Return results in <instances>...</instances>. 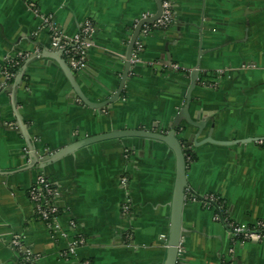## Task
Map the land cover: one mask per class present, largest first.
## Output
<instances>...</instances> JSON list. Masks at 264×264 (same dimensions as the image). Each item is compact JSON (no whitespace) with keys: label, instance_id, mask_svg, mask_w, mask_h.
<instances>
[{"label":"crops","instance_id":"crops-1","mask_svg":"<svg viewBox=\"0 0 264 264\" xmlns=\"http://www.w3.org/2000/svg\"><path fill=\"white\" fill-rule=\"evenodd\" d=\"M168 1L173 26L145 38L143 62L132 70L122 98L99 112L72 94L50 59L27 66L14 100L15 79L3 86L8 58L23 53L26 61L54 51L31 5L52 15L69 38L92 23L80 82L95 102L117 90L133 31L144 16L155 15L156 0H0V264H20L10 246L14 236L24 238L37 264H164L175 183V158L164 144L109 141L45 167L32 155L42 159L115 130L157 125L166 131L186 102L181 91L189 79L178 73L194 70L199 81L191 113L215 114L217 141H253L190 149L187 177L196 197L189 195L185 204L179 264H264V242L235 241L216 219L245 228L264 222V0ZM196 132L189 128L186 139ZM39 175L60 193L63 228L73 221L84 238L75 260L59 257L68 240L49 231L28 199ZM210 196L216 199L211 204Z\"/></svg>","mask_w":264,"mask_h":264},{"label":"water","instance_id":"water-1","mask_svg":"<svg viewBox=\"0 0 264 264\" xmlns=\"http://www.w3.org/2000/svg\"><path fill=\"white\" fill-rule=\"evenodd\" d=\"M157 12L155 15L148 19H142L133 31V35L127 46V51L124 58V70L120 78L119 86L113 95L103 99L102 101H91L84 93L81 87L82 73L75 74L66 62L62 51H43L31 55L19 69L14 81L12 98L14 100L16 94V88L22 81L27 66L37 59H50L55 61L60 67L62 73L66 77L72 89V94L86 107L95 111H103L104 109L112 108L113 104L119 101L125 89V86L129 80L130 74L134 69L131 64L135 44L141 35V31L144 25L153 24L158 21L163 13L162 0H156ZM184 79H189V83L185 91H181V96L185 99V104L177 110L174 119L172 120L166 131H161L157 125H154L153 129H125L115 130L107 133H101L94 136H89L83 139H79L65 147L49 152L42 159H39L33 152L34 163L39 167H45L49 164L55 163L60 159L73 155L77 151L96 144L109 142V141H121L127 139H141L151 140L164 144L174 155L175 158V183L173 188V195L171 200V214H170V227L167 236V253L164 264H179L180 251L182 244L183 228V214L188 196L196 197L195 193L190 189L188 181V168H189V151L194 146L204 145L211 143L215 145L230 146L238 143L252 142L237 141V142H223L213 139V129L215 114L214 113H191V104L193 103L192 93L198 86L199 71L194 70L189 75H183L178 73ZM20 121V118L17 117ZM208 123H211L210 130L206 132ZM189 128L197 130L196 133L190 135L186 139V134ZM206 136L202 138L203 134ZM202 138V139H200ZM33 151V149H32ZM34 164V165H35Z\"/></svg>","mask_w":264,"mask_h":264},{"label":"built area","instance_id":"built-area-1","mask_svg":"<svg viewBox=\"0 0 264 264\" xmlns=\"http://www.w3.org/2000/svg\"><path fill=\"white\" fill-rule=\"evenodd\" d=\"M163 13L161 18L153 24L144 25L141 35L138 38L131 64L134 67L142 64V55L145 47V38H147L153 31L167 30L174 24V13L172 5L168 0H162ZM34 16L47 29L50 35V46L54 51H62L63 56L69 67L75 74L84 73L87 65L86 53V36L93 31L92 23L87 21L80 34L69 38L67 37L54 22L52 15H44L31 5ZM144 16L143 19H148ZM28 57V54L18 53L14 58H8L3 68L5 83L3 86L10 85L16 77L12 69L19 67L21 61ZM28 199L34 207L35 215L45 224V226L57 238L68 240V246L65 250L59 253L62 260H75L78 250L84 246L85 241L81 236L77 224L69 222L67 228H63L61 223L62 210L60 207V193L55 187L54 183L45 177L39 175L33 186L28 191ZM215 198L210 196L206 199L208 203L215 202ZM129 205L123 208V212L128 214ZM220 212V210H219ZM221 213V212H220ZM217 220H222L227 224L228 231L233 240L238 242H264V222H258L254 227H241L223 219L220 215H216ZM10 246L17 257H19L20 264H37L38 256L27 249L24 244V238L21 236H14L11 240ZM80 264H92L88 259L81 261Z\"/></svg>","mask_w":264,"mask_h":264},{"label":"trees","instance_id":"trees-1","mask_svg":"<svg viewBox=\"0 0 264 264\" xmlns=\"http://www.w3.org/2000/svg\"><path fill=\"white\" fill-rule=\"evenodd\" d=\"M23 63H24V61H21L19 67L15 68V69H12V72L17 75V73H18L19 69L21 68V66L23 65Z\"/></svg>","mask_w":264,"mask_h":264}]
</instances>
